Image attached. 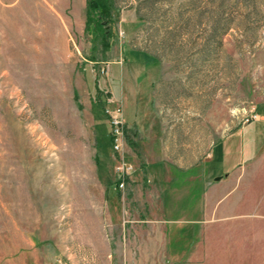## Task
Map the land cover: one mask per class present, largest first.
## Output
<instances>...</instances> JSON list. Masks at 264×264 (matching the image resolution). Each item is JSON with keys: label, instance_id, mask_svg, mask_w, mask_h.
Masks as SVG:
<instances>
[{"label": "rangeland", "instance_id": "374dc122", "mask_svg": "<svg viewBox=\"0 0 264 264\" xmlns=\"http://www.w3.org/2000/svg\"><path fill=\"white\" fill-rule=\"evenodd\" d=\"M95 1L87 23L88 0H0V264H107L108 234L151 231L121 206L127 184L109 208L107 96L128 122L161 120L183 163L264 115V0ZM251 188L255 209L208 230L204 264H264Z\"/></svg>", "mask_w": 264, "mask_h": 264}, {"label": "crops", "instance_id": "0c3cea01", "mask_svg": "<svg viewBox=\"0 0 264 264\" xmlns=\"http://www.w3.org/2000/svg\"><path fill=\"white\" fill-rule=\"evenodd\" d=\"M143 111L142 121L125 119L127 131L131 124L136 126V136L129 146L126 131L122 152L136 170L121 206L140 223H150L151 231L124 230L125 239L124 231L108 234L110 243H119L114 253L110 247L104 251L105 263L204 264L208 249L214 247L209 242L215 240V232L208 231L211 226L231 225L234 218L256 207L255 200L242 191L245 185L253 191L256 185L264 186V115L236 127L199 160L183 163L167 154L163 122ZM117 183L110 190L109 208L121 191Z\"/></svg>", "mask_w": 264, "mask_h": 264}, {"label": "built area", "instance_id": "2783aa9c", "mask_svg": "<svg viewBox=\"0 0 264 264\" xmlns=\"http://www.w3.org/2000/svg\"><path fill=\"white\" fill-rule=\"evenodd\" d=\"M108 124L110 126V137L112 150L116 158L117 187L123 190L128 180L135 171V167L130 163L122 152V145L126 137L127 123L124 117V108L120 101H116L111 96L104 99L103 106ZM257 114L250 115L246 121L257 118Z\"/></svg>", "mask_w": 264, "mask_h": 264}, {"label": "trees", "instance_id": "16d2710c", "mask_svg": "<svg viewBox=\"0 0 264 264\" xmlns=\"http://www.w3.org/2000/svg\"><path fill=\"white\" fill-rule=\"evenodd\" d=\"M107 1L109 3V6L107 8L111 9L113 7L112 0H107ZM95 8L100 9L97 2L95 0H88V10L91 11L90 13H92V14L88 15L87 23H89L93 19V9H95ZM147 62L151 63L150 60H148ZM128 141L130 142V144H132V145L134 144L130 139H128Z\"/></svg>", "mask_w": 264, "mask_h": 264}, {"label": "water", "instance_id": "95a60500", "mask_svg": "<svg viewBox=\"0 0 264 264\" xmlns=\"http://www.w3.org/2000/svg\"><path fill=\"white\" fill-rule=\"evenodd\" d=\"M219 179H220V177H216V178H215V180H219Z\"/></svg>", "mask_w": 264, "mask_h": 264}]
</instances>
